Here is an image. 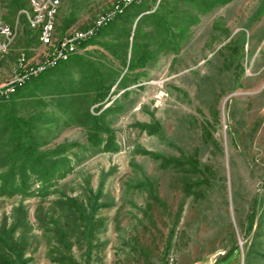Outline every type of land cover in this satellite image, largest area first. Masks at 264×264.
<instances>
[{"label": "rangeland", "instance_id": "rangeland-1", "mask_svg": "<svg viewBox=\"0 0 264 264\" xmlns=\"http://www.w3.org/2000/svg\"><path fill=\"white\" fill-rule=\"evenodd\" d=\"M124 2L60 0L54 39L87 32L118 10L112 23L127 18L130 46L134 14L153 12L160 0ZM29 8V0H0V21L15 31L9 51L0 55V88L51 55L27 23ZM143 33L153 44V29ZM112 36L94 41L112 42ZM89 41L77 54L82 60L72 57L56 68H69L71 79L93 66L122 68ZM150 50L125 86L114 85L100 103L89 95L78 108L98 115L113 107L105 117L110 132L99 133L95 144L51 96L43 98L46 106L17 110L24 119L58 118L38 123V150L64 148L69 172L46 196L38 182L25 196L0 193V232L13 263L56 264L51 257L58 255L75 264H264V0H232L199 14L178 54ZM21 58L27 68H20ZM60 198L75 200L85 215L80 227L64 231V244L47 232L67 222L53 205Z\"/></svg>", "mask_w": 264, "mask_h": 264}, {"label": "trees", "instance_id": "trees-1", "mask_svg": "<svg viewBox=\"0 0 264 264\" xmlns=\"http://www.w3.org/2000/svg\"><path fill=\"white\" fill-rule=\"evenodd\" d=\"M231 1L160 0L153 12L143 9L134 14L133 19H137V21L131 35L130 46L128 39L132 28L131 26L127 28V18L119 20V23H112L113 18L105 24L107 27L103 28L104 25L103 29L101 28L102 30H94L88 41L91 40L89 42L101 45L113 59L119 62L122 66L120 70H112L110 68L104 72L93 66L92 68H85L83 72L81 71L79 79H71L67 73L69 68H56L60 63H63L60 62L52 69L48 68V70L37 75L39 77L49 71V73L47 72L43 75L44 79L40 82L33 80L31 85L24 89H16L14 94L5 100L0 97V100L7 102V105H0L1 195L12 196L19 194L25 196L31 193L30 189L33 183L38 182L41 185L40 196H46L48 189L53 185V181L62 179L69 172L68 161L63 156L65 154L64 148H61L58 152H41L38 150V144L42 140L41 136L37 137L35 134L39 127L38 123H40V126L50 125L51 122L57 121L58 118L53 119L52 116V118L45 121L46 116L44 117L43 114H40L33 119H24L16 115L19 108L41 104L46 106L43 98L51 96L53 102L63 114L68 111L71 112L69 118L71 123L86 127L89 140L94 144L97 143V135L99 133L110 132L105 122V117L113 107L103 109L98 115L90 113L87 109L79 113L78 108H82L85 104L87 105L89 95L94 96V103H100L108 97L114 85L115 88L125 86V82L130 78L132 72L136 68H144L146 62L151 58L153 54L150 50L151 45L155 46L157 50L178 54L180 45L186 39L190 27L198 21V15L207 13ZM179 3L184 6L183 9L178 7ZM145 27L153 29V44L147 42V37L143 33ZM102 35L112 36L113 41H94L96 36ZM121 38H123L122 43L119 42ZM85 45H88V43ZM72 57L76 58L75 61L82 60L79 55ZM123 71H125L124 75L117 82ZM134 78L136 77L134 76ZM32 79L34 78L29 81ZM115 101H112V104ZM99 111L97 110L95 113ZM143 128L149 129L148 126ZM31 176L34 177L33 182H31ZM53 205L57 209L62 210L67 222L56 223L54 227L57 231L47 228V232L54 233L58 238V242L64 244V231L68 230L70 225L75 228L80 227L85 215H83L82 207L72 199L60 198L54 201ZM39 217L37 215L38 221L41 219L43 221L44 218ZM8 249H10V243L7 240V235L5 236L4 233L0 232V250L3 251L0 255V264H15L8 259V253H5L8 252ZM225 256L226 254L223 257ZM51 262L56 264H75L69 257L58 255L51 257Z\"/></svg>", "mask_w": 264, "mask_h": 264}, {"label": "built area", "instance_id": "built-area-1", "mask_svg": "<svg viewBox=\"0 0 264 264\" xmlns=\"http://www.w3.org/2000/svg\"><path fill=\"white\" fill-rule=\"evenodd\" d=\"M125 3H131V0H126ZM60 4L57 0H30L29 10L24 12L27 23L31 30L37 32L38 41L43 42L48 26H53L54 17ZM120 9V8H119ZM118 11V10H117ZM116 11H113L108 17L95 22V26L87 32L80 33L78 36L62 37V48L52 53L48 59V64H45L41 70H26L24 73L16 75V82L11 87L0 88V93H5L9 97L13 94L16 88L23 86L30 78L35 77L46 70L48 67L58 65L60 59H65L68 56H75L82 51V46L88 42V36L94 33L99 25L104 21L112 19ZM15 37V31L7 24L0 21V55L6 54L12 44V38ZM24 58L20 59V68H27L24 64Z\"/></svg>", "mask_w": 264, "mask_h": 264}, {"label": "bare ground", "instance_id": "bare-ground-1", "mask_svg": "<svg viewBox=\"0 0 264 264\" xmlns=\"http://www.w3.org/2000/svg\"><path fill=\"white\" fill-rule=\"evenodd\" d=\"M125 2H126V0H125ZM139 2V0H131V3H125V6H128L129 4H132V3H138ZM140 3V2H139ZM57 4H60V0H57ZM29 5H30V0H29ZM122 10V9H121ZM118 13V11H116V13L114 14V16L116 15ZM109 15H111V13L110 14H107V15H104V16H101V17H99L98 19H97V21L96 22H98L100 19H103L104 17H108ZM114 16H113V18H114ZM116 17V16H115ZM112 18V19H113ZM112 19H108L107 21H104L103 23H102V25H99V27H97L96 28V30H99V29H101L105 24H107L108 22H110ZM55 22H56V16L54 17V21H53V26H48V29H47V33H45V37L43 38V42L41 43V45L42 46H45V47H49V48H52V52H51V55L50 56H52V53H55V51L56 50H60L61 48H62V38H60V39H54V29L56 28V26H55ZM78 35H80V33H75V34H73V35H71V36H78ZM93 35V33H91V35L90 36H88V39L91 37ZM14 40V38H12V41ZM9 49H10V47H9ZM9 50H7V52H8ZM50 52V51H49ZM50 54V53H49ZM50 56L47 58V60L46 61H44L42 64H40V65H35L34 67H33V69L34 68H37L36 70H41L42 69V67L45 65V64H48V59L50 58ZM72 56H68L67 58H65V59H60V62H67L70 58H71ZM55 65H53L52 67H48V68H53ZM47 68V69H48ZM46 69V70H47ZM46 70H43V71H46ZM42 72V71H41ZM16 82V81H15ZM14 84H12L11 86H13ZM11 86H9V87H11ZM0 97H3V98H5V99H7L8 98V96H7V94H5V93H0Z\"/></svg>", "mask_w": 264, "mask_h": 264}, {"label": "crops", "instance_id": "crops-1", "mask_svg": "<svg viewBox=\"0 0 264 264\" xmlns=\"http://www.w3.org/2000/svg\"><path fill=\"white\" fill-rule=\"evenodd\" d=\"M41 47V46H40Z\"/></svg>", "mask_w": 264, "mask_h": 264}]
</instances>
